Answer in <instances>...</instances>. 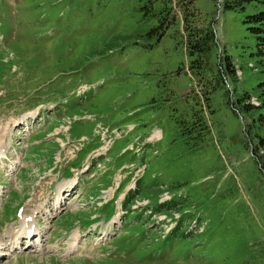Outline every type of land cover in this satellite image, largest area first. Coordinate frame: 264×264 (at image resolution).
Instances as JSON below:
<instances>
[{
	"label": "rangeland",
	"instance_id": "1",
	"mask_svg": "<svg viewBox=\"0 0 264 264\" xmlns=\"http://www.w3.org/2000/svg\"><path fill=\"white\" fill-rule=\"evenodd\" d=\"M253 9L0 0V264H241L251 246L259 258Z\"/></svg>",
	"mask_w": 264,
	"mask_h": 264
},
{
	"label": "trees",
	"instance_id": "2",
	"mask_svg": "<svg viewBox=\"0 0 264 264\" xmlns=\"http://www.w3.org/2000/svg\"><path fill=\"white\" fill-rule=\"evenodd\" d=\"M220 1L222 3V8L224 10L244 12L248 6H251L254 8L252 11H249L248 14L246 15V18H245L246 20L244 21V23L250 24L252 26L251 28H249V30L255 34L257 55L260 58L259 63L264 68V0H220ZM195 45H197V43ZM262 83L263 84L257 87L256 92L258 94L259 101H261L262 108H264V81ZM249 97L250 95L245 93V96L239 102L241 109L239 108L238 109L243 114H249L252 111V109H254V107L244 104L245 100L249 99ZM259 118H260L259 122L264 123V113L260 115ZM263 144L264 143H261V145L259 146V149L264 147ZM252 155H253V152H252ZM253 157L258 161L261 169H264V151L262 152L261 155H259V153L257 152L254 153ZM212 247L213 245L211 244V242L209 243L207 242V246L202 249V252H203L202 255L205 256V258L210 257L211 253L215 252L212 250ZM250 250H251L250 257L248 258V260H246L245 262H242L241 264H254V263L258 264L259 262H260L259 264H264L263 258L261 259V257L264 255V248L262 247L259 248V254H260L259 258L256 257L257 253L253 252L254 249H252V246L250 247ZM206 251H207V254L205 253ZM248 253L245 255L247 256ZM251 259H252V263H250ZM255 259H256V262L254 261Z\"/></svg>",
	"mask_w": 264,
	"mask_h": 264
},
{
	"label": "bare ground",
	"instance_id": "3",
	"mask_svg": "<svg viewBox=\"0 0 264 264\" xmlns=\"http://www.w3.org/2000/svg\"><path fill=\"white\" fill-rule=\"evenodd\" d=\"M22 226H21V231H23V233H22V235L20 236V237H22V238H27V237H29V235L33 232V233H35L36 232V227H35V229H34V225L32 224V219L31 218H29L28 216H26V218L24 217L23 219H22ZM38 230V229H37ZM19 234V232L16 234V235H18ZM27 236V237H26ZM74 238L76 239V236L74 235ZM16 240L18 241L19 239H18V237L16 238ZM17 241H14L13 242V249H16V247L18 246V243H16ZM1 245H2V242L0 241V251H2L1 250ZM11 245V244H10ZM30 247V246H29ZM75 248V245H74V243L73 244H71L70 246H69V253H74L76 250L74 249ZM7 250H9V249H7ZM3 255H6V254H3Z\"/></svg>",
	"mask_w": 264,
	"mask_h": 264
}]
</instances>
